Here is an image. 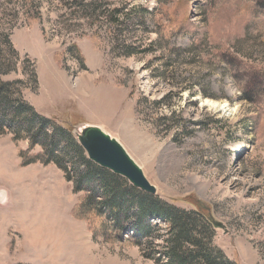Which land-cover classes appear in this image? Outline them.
<instances>
[{"label": "rangeland", "instance_id": "1", "mask_svg": "<svg viewBox=\"0 0 264 264\" xmlns=\"http://www.w3.org/2000/svg\"><path fill=\"white\" fill-rule=\"evenodd\" d=\"M0 80L54 124L120 142L156 198L221 224L211 245L227 263L264 264V0H0ZM4 122L0 264H157L169 221L154 219L142 247L133 221L110 237L78 215L82 163L65 135L35 123L17 141ZM32 136L26 158L58 145L72 182L55 164L22 165Z\"/></svg>", "mask_w": 264, "mask_h": 264}, {"label": "trees", "instance_id": "2", "mask_svg": "<svg viewBox=\"0 0 264 264\" xmlns=\"http://www.w3.org/2000/svg\"><path fill=\"white\" fill-rule=\"evenodd\" d=\"M119 13V10L115 11L112 21L115 24L120 21ZM35 80L37 84V78ZM15 85V83L9 84L0 80V125L5 124L6 118L10 117L11 127L17 130L14 137L17 141L23 138L20 130L24 125H28V132L31 133L35 123L40 125L42 130L44 126L52 125L49 132L52 133L54 140L56 136L63 138L65 135V142L79 154L78 158L82 163V167L76 169V179L68 175L63 164L54 160L58 145H54L55 148L51 150L43 149L42 153L27 159L26 155L38 146L35 137H28L29 149L21 152L20 157L23 166L37 162L44 165L55 164L66 173L68 182L75 180L74 192L85 193L77 208L80 218L87 215L99 218L100 228L110 237L116 234L121 236L122 228H125L126 223L133 221L131 227L134 234L133 244L139 247L143 246V240L152 237L154 231L152 221L166 220L171 224L170 237L166 241L164 254L159 253L158 259H155L157 264H229L222 251L211 245L213 224L210 219L200 213H190L142 192L126 179L91 162L79 145L72 129L60 127L40 115L24 100L21 92L15 102L10 99L8 93ZM6 133V129H0L1 135ZM204 240H207L205 244H203ZM146 258L153 259L148 255Z\"/></svg>", "mask_w": 264, "mask_h": 264}, {"label": "water", "instance_id": "3", "mask_svg": "<svg viewBox=\"0 0 264 264\" xmlns=\"http://www.w3.org/2000/svg\"><path fill=\"white\" fill-rule=\"evenodd\" d=\"M88 159L99 167L126 179L133 187L155 196L157 189L144 174L142 168L116 139L96 126L86 125L73 131ZM215 227L221 224L212 219Z\"/></svg>", "mask_w": 264, "mask_h": 264}, {"label": "crops", "instance_id": "4", "mask_svg": "<svg viewBox=\"0 0 264 264\" xmlns=\"http://www.w3.org/2000/svg\"><path fill=\"white\" fill-rule=\"evenodd\" d=\"M21 182H20V186H21V188H23V189H28V187H29V185L30 184H28V183H31L32 185H36V184H39V182H37V181H34V180H20ZM34 181V182H33ZM33 182V183H32ZM46 186L48 185V184H45ZM51 200L54 202V207H53V210H54V212H53V214H54V216L56 215V217L57 216H59L60 217V215H65V210L63 209V208H61V211H60V209L59 208H56L57 207V205H58V203L62 200V197H61V194L59 193V191H55L54 192V194H53V196H52V198H51ZM56 209H58V210H56ZM62 211H63V214H62Z\"/></svg>", "mask_w": 264, "mask_h": 264}, {"label": "bare ground", "instance_id": "5", "mask_svg": "<svg viewBox=\"0 0 264 264\" xmlns=\"http://www.w3.org/2000/svg\"><path fill=\"white\" fill-rule=\"evenodd\" d=\"M241 146H238V148H240ZM2 194V192H0V195ZM1 198V197H0ZM57 208V207H56ZM56 210H58V209H56Z\"/></svg>", "mask_w": 264, "mask_h": 264}]
</instances>
